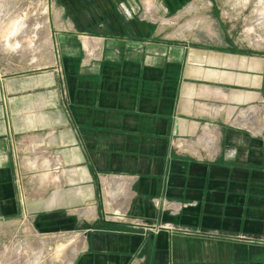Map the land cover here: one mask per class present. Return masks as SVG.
<instances>
[{
  "label": "crops",
  "instance_id": "1",
  "mask_svg": "<svg viewBox=\"0 0 264 264\" xmlns=\"http://www.w3.org/2000/svg\"><path fill=\"white\" fill-rule=\"evenodd\" d=\"M49 6L45 69L0 78V218L62 211L53 216L75 215V227L78 215L93 224L123 206V221L87 236L75 264H264L257 55L229 49L220 23L213 34L167 37L137 14L139 0ZM245 104L263 111L256 131L230 125ZM205 122L218 128L215 149L192 143ZM181 139H190L189 151L176 147ZM29 146L57 154V170L27 155ZM18 179L23 189L32 184L23 205ZM173 200L183 206L177 214L165 207ZM160 220L179 227L142 233Z\"/></svg>",
  "mask_w": 264,
  "mask_h": 264
},
{
  "label": "rangeland",
  "instance_id": "2",
  "mask_svg": "<svg viewBox=\"0 0 264 264\" xmlns=\"http://www.w3.org/2000/svg\"><path fill=\"white\" fill-rule=\"evenodd\" d=\"M139 1L140 10L136 13L142 19L158 25L165 36L180 37L184 31L213 34L218 32L220 23L227 40H230L227 41L229 49H233L235 45L233 50H239L241 54H256L259 65H264V0H177L178 6L168 9V12L160 9L158 0ZM49 5L50 0H0V78L11 76L25 79L27 75H37L45 69V65L50 61L47 53L52 49L47 30L51 12ZM122 10L124 11V8ZM87 53L91 55L94 51L89 48ZM261 76L264 81V72ZM261 112L263 111L256 104L240 105L236 108L230 125L238 129L256 131L263 114ZM217 130L212 123H203L192 143L215 149ZM189 140H177L176 147L180 151H189ZM36 151L30 149L26 154L31 158L37 157L40 153ZM195 152L197 153V150ZM195 152L193 153L196 155ZM40 156L51 160L49 164L54 166H48L51 171L57 170L60 164L57 154L42 150ZM17 183L20 187V203L23 205L28 195L25 191H32V184L31 188L23 189L20 179ZM106 186L101 185L102 195L104 199L108 198L107 203L112 204L114 201L110 197L111 193L107 195L106 190L109 188ZM33 187L35 188V184ZM165 207L171 214H177L183 206L173 200ZM76 211L82 212L81 207ZM124 212L123 206L122 209L119 207L111 214V220L97 219L93 224L79 220L81 215L77 214L75 227L73 223L68 224L69 218L73 221L75 215L65 213V217L60 218L63 222L53 216L63 214L62 211L34 213L35 215L24 212L21 216L0 218V264H75L78 255L86 253L83 251L87 249V236L95 233L99 227L119 224L125 217ZM168 227L179 226L160 220L149 225L144 231L140 228L139 230L142 233L154 234L169 229ZM136 229L138 228H126L125 232L131 233ZM260 239L264 241V235L260 236ZM131 260H127V264H130Z\"/></svg>",
  "mask_w": 264,
  "mask_h": 264
}]
</instances>
